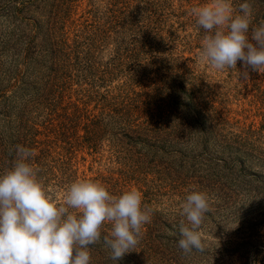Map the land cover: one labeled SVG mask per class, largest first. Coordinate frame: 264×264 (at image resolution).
Instances as JSON below:
<instances>
[{
  "label": "rangeland",
  "instance_id": "rangeland-1",
  "mask_svg": "<svg viewBox=\"0 0 264 264\" xmlns=\"http://www.w3.org/2000/svg\"><path fill=\"white\" fill-rule=\"evenodd\" d=\"M209 2L155 0L153 3L160 6L162 13L173 11L175 14L167 17V21L163 20L161 27L174 31L167 46L174 47V55L184 63V69L179 72L164 68L157 72L133 69L137 73L136 78L127 79L123 74L101 83L102 86L96 88L98 94L91 96L87 103V108L95 114L125 108L126 118L140 116V121L148 116L146 110L151 103V107L155 108L150 113L152 121L164 122L169 120L168 116L163 115L162 108L154 105L165 93L163 84L176 80L178 75L191 78L195 84L194 91L203 98L199 101L212 106L219 119L215 120L217 126L212 125L213 132L207 129L211 138L208 150L202 151L197 147L183 150V174L188 170L191 175L196 170L207 177L200 180L185 175L182 180L171 181L150 155L140 149L127 151L116 145V136L120 134L117 128L103 134L94 150L73 146L77 150L71 154V165L60 161L49 162L38 171L37 179L57 204L63 202L66 191L76 181L98 182L117 197L131 189L142 194V207L151 210L150 223L142 227L136 247L118 262L108 259L111 263L264 264V70L258 72L251 67L245 68L242 61H237L236 68L215 70L207 62L201 61L199 54L206 34L194 27L196 17L191 14V9ZM107 7H111L109 0H74L65 25L69 41L82 31L83 24L91 25L95 17L102 16ZM10 10L8 8L0 15V38L4 39V43H0V46H4L0 48V59L7 67H12L14 59L13 44L6 45L11 39L5 36L9 31L7 27L11 25L10 20H14V14L8 15ZM182 11L187 12L176 17ZM234 11L233 7V13H237ZM256 19L260 20V17L251 15L249 35L253 28L258 27ZM170 24L172 27H169ZM163 35L168 34L164 31ZM109 47L102 53L104 61L108 58ZM164 47L166 49V45ZM245 72L247 78L243 75ZM162 76L166 77L162 79ZM73 89L78 88L74 85ZM71 99H76L75 92H72ZM83 100L86 101V98ZM112 111L113 116L119 117L118 122L123 121L124 115L119 109ZM195 126L197 128L198 123ZM241 136L245 138L244 145L249 155L241 163L222 166L216 160L226 157V151H230V158L233 157L234 152L243 145ZM224 144H229L231 148ZM214 180L220 183L215 186ZM193 192L207 195L210 210L205 213L198 229L202 250L184 253L178 247L180 228H191V224L182 215L181 206ZM107 224L109 228L112 227L110 223ZM98 260L107 262L105 257Z\"/></svg>",
  "mask_w": 264,
  "mask_h": 264
},
{
  "label": "trees",
  "instance_id": "trees-1",
  "mask_svg": "<svg viewBox=\"0 0 264 264\" xmlns=\"http://www.w3.org/2000/svg\"><path fill=\"white\" fill-rule=\"evenodd\" d=\"M73 1L0 0V15L8 8L12 9L8 15L14 14L5 34L11 39L6 45L13 44L12 67L4 66L0 59V176L18 161L17 145L34 152L26 162L34 166L38 178L41 166L57 161L71 165V154L77 150L73 146L94 150L103 134L117 128L120 134L116 136V145L127 151L140 149L150 155L171 181L182 180L185 175L200 180L207 177L196 170L191 175L188 170L183 174V150L195 147L208 150L211 138L207 129L211 130L219 119L212 106L199 101L203 98L194 91L191 78L178 75L176 80L163 84L165 93L154 105L163 109L168 121H152L150 113L155 108L151 103L146 110L148 116L142 121L140 116L126 118L125 108H118L124 115L119 122L112 111L117 112V108L100 114L87 108L91 96L98 94L96 88L118 75L134 79L137 73L133 69L152 72L163 68L172 72L184 69V63L174 55V47L167 46L174 31L161 27L163 20L175 15L173 11L162 13L160 6L153 3L155 0H109L111 7L102 16L95 17L93 24H83L82 31L70 42L65 25ZM245 2L251 5L252 16L260 17L256 19L257 25L264 24V0H231L237 12L233 14H242L239 5ZM194 27L204 31L197 26L196 19ZM164 31L167 36L163 35ZM0 43H4L3 38ZM108 47L111 49L104 61L101 56ZM74 85L78 89L74 90ZM72 92L75 100L71 99ZM195 123L199 125L197 128ZM39 136L43 138L38 139ZM244 142L241 136L243 145L236 151L239 153L234 152L230 158V151H226L228 155L216 161L222 166L244 161L249 155ZM224 145L231 148L229 144ZM50 147L60 150L53 151ZM212 182L215 186L220 183L219 180ZM104 236L111 238L107 222L101 228V240L88 246L90 264H114L107 261L111 258V249L103 243ZM102 257L107 262L98 260Z\"/></svg>",
  "mask_w": 264,
  "mask_h": 264
},
{
  "label": "clouds",
  "instance_id": "clouds-1",
  "mask_svg": "<svg viewBox=\"0 0 264 264\" xmlns=\"http://www.w3.org/2000/svg\"><path fill=\"white\" fill-rule=\"evenodd\" d=\"M239 11L242 14L233 16L231 0H210L191 9L197 26L207 33L200 59L215 70L236 68L242 61L245 68L260 72L264 24L249 35L251 5L242 3ZM243 75L247 78L246 72ZM16 150L18 161L0 176V264H90L88 246L101 240L104 222L112 225L111 238L103 237L112 260L118 262L136 247L142 227L151 220L138 190L117 197L98 182L76 181L57 204L26 162L34 152L19 145ZM181 207L191 228L181 226L178 247L184 253L202 250L198 229L210 210L209 198L193 192Z\"/></svg>",
  "mask_w": 264,
  "mask_h": 264
}]
</instances>
